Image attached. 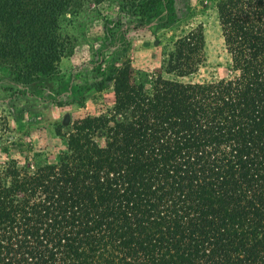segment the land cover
I'll list each match as a JSON object with an SVG mask.
<instances>
[{
  "label": "trees",
  "instance_id": "trees-1",
  "mask_svg": "<svg viewBox=\"0 0 264 264\" xmlns=\"http://www.w3.org/2000/svg\"><path fill=\"white\" fill-rule=\"evenodd\" d=\"M104 0H0V69L57 72L62 22ZM161 0H121L145 24ZM226 77L193 80L202 25L160 69L112 65L113 103L0 153V264H264V0H220ZM129 29V28H128ZM166 74L167 76H164Z\"/></svg>",
  "mask_w": 264,
  "mask_h": 264
},
{
  "label": "rangeland",
  "instance_id": "rangeland-1",
  "mask_svg": "<svg viewBox=\"0 0 264 264\" xmlns=\"http://www.w3.org/2000/svg\"><path fill=\"white\" fill-rule=\"evenodd\" d=\"M219 1L161 0L148 11L145 24L136 28L139 18L121 14V0L87 3L65 17L62 29L69 44L56 73L21 83L0 69V151L10 143L44 146L53 140L54 125L101 113L113 103L112 83L107 81L102 90L93 85L112 65L130 64L141 76L160 69L174 40L197 25L203 28L205 61L191 78L228 76L229 55L217 18Z\"/></svg>",
  "mask_w": 264,
  "mask_h": 264
}]
</instances>
